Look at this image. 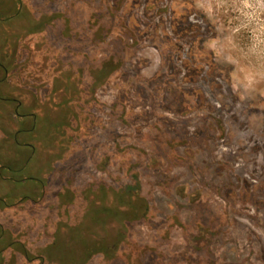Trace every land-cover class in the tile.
<instances>
[{"label":"rangeland","instance_id":"rangeland-1","mask_svg":"<svg viewBox=\"0 0 264 264\" xmlns=\"http://www.w3.org/2000/svg\"><path fill=\"white\" fill-rule=\"evenodd\" d=\"M0 264H264V0H0Z\"/></svg>","mask_w":264,"mask_h":264},{"label":"trees","instance_id":"trees-1","mask_svg":"<svg viewBox=\"0 0 264 264\" xmlns=\"http://www.w3.org/2000/svg\"><path fill=\"white\" fill-rule=\"evenodd\" d=\"M6 70V69H5ZM19 108H16V110H15V113L16 114H19V110H18ZM21 117H23V114H21ZM10 168H12L11 166H10ZM13 170H17V168H12ZM19 169V168H18ZM128 198H130V197H128ZM128 205H130V204H128ZM147 210H148V208H146ZM147 210H146V212L144 211V213H143V215H146L147 214ZM138 209H136L135 208V211L133 212V214H134V216H132L133 214H131V216H129V214H126V219L128 220V221H130V220H134V219H138ZM115 216H117L118 217V214L116 213L115 214ZM30 260H32L30 257H28Z\"/></svg>","mask_w":264,"mask_h":264}]
</instances>
